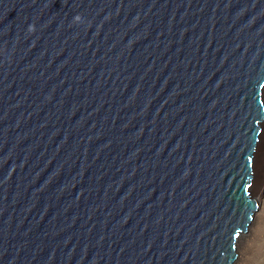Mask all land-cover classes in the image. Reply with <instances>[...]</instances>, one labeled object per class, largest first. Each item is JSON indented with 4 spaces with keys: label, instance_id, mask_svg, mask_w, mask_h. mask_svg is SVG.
Here are the masks:
<instances>
[{
    "label": "water",
    "instance_id": "1",
    "mask_svg": "<svg viewBox=\"0 0 264 264\" xmlns=\"http://www.w3.org/2000/svg\"><path fill=\"white\" fill-rule=\"evenodd\" d=\"M263 124L264 0H0V264H234Z\"/></svg>",
    "mask_w": 264,
    "mask_h": 264
},
{
    "label": "bare ground",
    "instance_id": "2",
    "mask_svg": "<svg viewBox=\"0 0 264 264\" xmlns=\"http://www.w3.org/2000/svg\"><path fill=\"white\" fill-rule=\"evenodd\" d=\"M252 195L258 203V210L254 215V219L250 224L247 233L243 236V240L237 243V259L234 264H241L244 255V241H251L253 227L256 223L259 212L264 205V124L262 126V135L256 150V161L254 166V178L252 184ZM246 253V252H245Z\"/></svg>",
    "mask_w": 264,
    "mask_h": 264
},
{
    "label": "rangeland",
    "instance_id": "3",
    "mask_svg": "<svg viewBox=\"0 0 264 264\" xmlns=\"http://www.w3.org/2000/svg\"><path fill=\"white\" fill-rule=\"evenodd\" d=\"M251 237V241L243 242L244 255L241 264H264V205L258 214Z\"/></svg>",
    "mask_w": 264,
    "mask_h": 264
},
{
    "label": "snow or ice",
    "instance_id": "4",
    "mask_svg": "<svg viewBox=\"0 0 264 264\" xmlns=\"http://www.w3.org/2000/svg\"><path fill=\"white\" fill-rule=\"evenodd\" d=\"M240 239H241V240H243V239H244L243 235H241Z\"/></svg>",
    "mask_w": 264,
    "mask_h": 264
}]
</instances>
